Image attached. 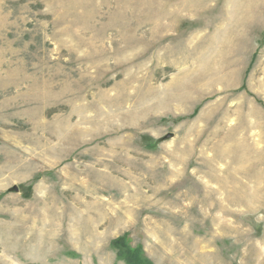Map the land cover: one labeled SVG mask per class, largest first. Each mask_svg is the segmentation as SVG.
<instances>
[{
  "label": "rangeland",
  "instance_id": "rangeland-1",
  "mask_svg": "<svg viewBox=\"0 0 264 264\" xmlns=\"http://www.w3.org/2000/svg\"><path fill=\"white\" fill-rule=\"evenodd\" d=\"M119 238L264 264V0H0V264Z\"/></svg>",
  "mask_w": 264,
  "mask_h": 264
},
{
  "label": "trees",
  "instance_id": "trees-1",
  "mask_svg": "<svg viewBox=\"0 0 264 264\" xmlns=\"http://www.w3.org/2000/svg\"><path fill=\"white\" fill-rule=\"evenodd\" d=\"M112 246L117 251V256L122 259L125 264H150L147 260L142 258L140 251L129 250L123 238L116 239L112 242Z\"/></svg>",
  "mask_w": 264,
  "mask_h": 264
},
{
  "label": "water",
  "instance_id": "water-1",
  "mask_svg": "<svg viewBox=\"0 0 264 264\" xmlns=\"http://www.w3.org/2000/svg\"><path fill=\"white\" fill-rule=\"evenodd\" d=\"M14 191L16 192L17 191V188H14Z\"/></svg>",
  "mask_w": 264,
  "mask_h": 264
}]
</instances>
